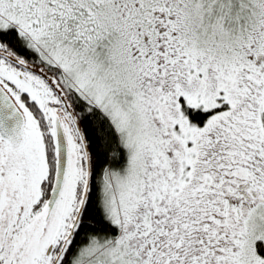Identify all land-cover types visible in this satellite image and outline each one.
I'll return each mask as SVG.
<instances>
[{
	"label": "snow or ice",
	"instance_id": "obj_1",
	"mask_svg": "<svg viewBox=\"0 0 264 264\" xmlns=\"http://www.w3.org/2000/svg\"><path fill=\"white\" fill-rule=\"evenodd\" d=\"M0 264H264V0H0Z\"/></svg>",
	"mask_w": 264,
	"mask_h": 264
}]
</instances>
